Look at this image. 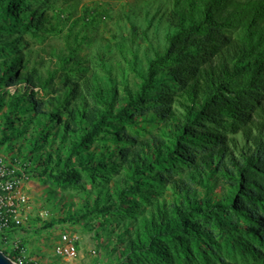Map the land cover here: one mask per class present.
<instances>
[{"label": "trees", "instance_id": "1", "mask_svg": "<svg viewBox=\"0 0 264 264\" xmlns=\"http://www.w3.org/2000/svg\"><path fill=\"white\" fill-rule=\"evenodd\" d=\"M75 1L0 0V107L59 137L27 152L37 174L99 188L76 216L124 224L116 264H264V0H155L90 67ZM52 34L45 67L32 46Z\"/></svg>", "mask_w": 264, "mask_h": 264}, {"label": "rangeland", "instance_id": "2", "mask_svg": "<svg viewBox=\"0 0 264 264\" xmlns=\"http://www.w3.org/2000/svg\"><path fill=\"white\" fill-rule=\"evenodd\" d=\"M154 7H157L155 0H76L73 3L74 9L71 12L70 21L78 18L79 22L76 24L75 30L83 29L89 37V40L83 43V49L87 52L89 67L93 64L97 50L101 51L100 45L106 40L113 41L112 35L114 33L126 37V29L129 30L131 24L130 21H126L127 17L139 24L143 21L144 11L148 10V16H150ZM84 11L89 12V15L85 17L86 21H89L90 15L100 14L99 17H96L97 22L84 26L82 18ZM52 15L53 18L55 15H59L58 9L53 11ZM61 15L64 16L65 14ZM118 25L121 28H118ZM61 42L58 34H52L42 42L33 44L32 47L37 51L38 60H41L45 67H52ZM110 48L113 52L115 51L112 43ZM4 115L10 117L7 124L9 137L4 142L0 141V153L6 159H19V170L23 169L26 174L24 192L28 196L29 212L27 220L17 233L24 246L25 259L34 264L118 263L123 245L120 240L125 241V233H121L124 224L118 228H112L107 222H102L104 219H109V216L103 217L95 213L76 216L86 209L83 203L84 192L88 190L91 203L92 197H95L99 188L92 187L87 182V190L85 191L72 186L62 189L44 176H39L37 171L40 169L33 161L34 155H29L27 152L31 151L33 144H38L42 152H50L55 157L56 149L59 147V137L45 136V130L40 131L39 128H35L34 124L31 125L27 121H18L14 113L9 112L6 104L0 107V128L6 122L3 119ZM18 116L22 117L23 114L19 112ZM12 119L13 123L10 122ZM153 128L154 126L150 124L143 130L140 129L139 133L144 135ZM18 130H21V133H18ZM31 135L33 137L39 136L36 142L29 145L27 143H29ZM21 148L24 149V153L18 150ZM94 152L95 149L92 148L90 153L93 154ZM43 208L48 209L49 218L41 221L37 213ZM101 222L104 223L102 226H100ZM62 231H76L79 236L77 255L71 260H63L54 253V245ZM9 257L11 258L10 255Z\"/></svg>", "mask_w": 264, "mask_h": 264}, {"label": "built area", "instance_id": "3", "mask_svg": "<svg viewBox=\"0 0 264 264\" xmlns=\"http://www.w3.org/2000/svg\"><path fill=\"white\" fill-rule=\"evenodd\" d=\"M19 159H6L0 153V250L15 264L29 263L23 254L24 246L18 230L27 220L29 212L28 196L24 192L26 174L19 170ZM39 219L49 218L48 209H40ZM79 236L76 231H62L54 245V253L63 260H71L77 255Z\"/></svg>", "mask_w": 264, "mask_h": 264}, {"label": "water", "instance_id": "4", "mask_svg": "<svg viewBox=\"0 0 264 264\" xmlns=\"http://www.w3.org/2000/svg\"><path fill=\"white\" fill-rule=\"evenodd\" d=\"M0 264H15L13 261L0 250Z\"/></svg>", "mask_w": 264, "mask_h": 264}]
</instances>
